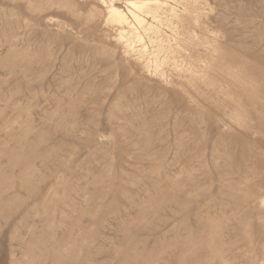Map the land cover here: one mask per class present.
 <instances>
[{
	"label": "rangeland",
	"instance_id": "374dc122",
	"mask_svg": "<svg viewBox=\"0 0 264 264\" xmlns=\"http://www.w3.org/2000/svg\"><path fill=\"white\" fill-rule=\"evenodd\" d=\"M162 1L0 0V264L263 263L264 0Z\"/></svg>",
	"mask_w": 264,
	"mask_h": 264
},
{
	"label": "bare ground",
	"instance_id": "6f19581e",
	"mask_svg": "<svg viewBox=\"0 0 264 264\" xmlns=\"http://www.w3.org/2000/svg\"><path fill=\"white\" fill-rule=\"evenodd\" d=\"M52 1V0H51ZM167 1V0H166ZM179 1V0H178ZM181 1V0H180ZM188 1V0H187ZM189 1H191V0H189ZM199 1V0H198ZM55 2V1H54ZM175 2V1H174ZM186 2V1H185ZM194 2V1H193ZM197 2V1H196ZM56 3V2H55ZM101 3L104 5V7H105V13H104V21L106 22V23H108L109 24V26L111 25V26H113V27H117V30H118V32H117V34H118V36H119V38L118 39H120V42L121 41H124V42H127V43H125V44H127V46L131 49V47H132V43H133V39H136L137 41H138V43L140 42V44H142L141 43V41H142V39H143V36L138 32L139 30L141 31V33H144L145 34V32H148V31H152V30H154L156 27L152 24V23H148L147 22V20L146 19H144L143 17L144 16H148V17H150V18H152L151 20H153V21H156V22H158V24H159V20L161 19V18H163V16L162 17H158V12H160L159 11V9L161 8V6H165V2H163L162 0H108V1H105V0H101ZM171 3H172V1H171ZM180 3V2H179ZM182 3V2H181ZM49 4H51V2L49 3ZM186 4H188L187 6H188V9H189V2L188 3H186ZM190 4H191V2H190ZM196 4V3H195ZM195 4H193V5H195ZM197 4H200V1L197 3ZM196 4V5H197ZM52 5V4H51ZM54 5V4H53ZM184 6V5H183ZM186 6V7H187ZM191 6H192V4H191ZM185 6H184V9L186 8ZM193 7H195V6H193ZM93 8V7H92ZM172 8V7H171ZM182 8V7H181ZM190 8H192V7H190ZM93 9H95V8H93ZM188 9H187V11H188ZM193 9V8H192ZM192 9L190 10V11H192ZM195 9V8H194ZM175 10V9H174ZM176 10H178V9H176ZM196 10H197V8H196ZM200 10V9H199ZM199 10H197L196 11V13H198V11ZM169 11V10H168ZM187 11H186V13H187ZM189 11V13H193V12H190ZM194 12H195V10H193ZM164 12V11H163ZM189 13H187V14H189ZM101 14H102V12H101ZM180 14V13H179ZM181 14H182V12H181ZM195 14V13H194ZM169 15H170V13H169ZM168 15V16H169ZM185 15V14H184ZM191 16L193 15V14H190ZM189 15V16H190ZM198 14H196V16H197ZM77 16V15H76ZM102 16V15H101ZM161 16V15H160ZM177 16V15H176ZM98 17V16H97ZM175 17V16H174ZM178 17H180L179 15H178ZM183 17V16H182ZM167 18H169V17H167ZM177 18V17H176ZM186 18V17H185ZM184 18V19H185ZM194 18H195V16H194ZM165 19V18H164ZM170 19V18H169ZM168 19V20H169ZM171 19H172V17H171ZM178 19V18H177ZM189 19V18H188ZM162 20V19H161ZM190 20V19H189ZM192 20H193V18H192ZM198 20V19H197ZM166 21V20H165ZM165 21L163 22V23H165ZM184 21V20H183ZM186 21V20H185ZM177 22V21H176ZM179 22V21H178ZM181 22V21H180ZM194 22H196V20L194 21ZM162 22H160V24H161ZM168 23V22H167ZM166 23V24H167ZM183 23V22H182ZM185 24L187 23V22H184ZM178 24H180V23H178ZM190 24V23H189ZM188 23H187V25H189ZM161 25H163V24H161ZM183 25V24H182ZM159 26V25H158ZM167 27V26H166ZM182 27V26H181ZM189 27V26H188ZM164 28V27H163ZM168 28V27H167ZM127 29V30H126ZM189 29V28H188ZM187 29V30H188ZM186 30V29H185ZM186 30V31H187ZM163 31V30H162ZM186 31L183 33V31H182V33L183 34H185L186 33ZM160 32V31H159ZM180 32V31H179ZM188 32V31H187ZM192 32V31H191ZM150 33V32H149ZM182 33H180V34H182ZM190 33V31L188 32V34ZM193 33V32H192ZM179 34V33H178ZM116 35V34H115ZM192 35H195V33L194 34H192ZM182 36V35H181ZM116 37H117V35H116ZM191 37V36H190ZM114 39H115V37H113ZM168 38H170L169 36H168ZM189 38V37H188ZM194 38H196V36L194 37ZM198 39V38H197ZM157 40V39H156ZM185 40V39H184ZM137 41H135L136 42V44L138 45V43H137ZM150 41V40H149ZM149 41H148V43H149ZM186 41L187 42H190L191 40L189 39V41L186 39ZM196 40H194V43H196L195 42ZM147 42V41H146ZM192 42V41H191ZM115 43H116V41H115ZM147 43V44H148ZM179 43V42H178ZM185 43V42H184ZM117 44H118V40H117ZM119 44H121V43H119ZM150 44L151 43H149L148 45L150 46ZM167 44V43H166ZM170 44V43H169ZM187 44V43H186ZM186 44H183V45H186ZM193 44V43H192ZM196 44H198V43H196ZM122 45V44H121ZM123 45H124V43H123ZM158 45V44H157ZM156 45V47L158 48L159 46H161V45H159V46H157ZM188 45V44H187ZM189 45H191L190 43H189ZM194 45L195 44H193L192 46L194 47ZM125 46V45H124ZM154 46H155V44H154ZM123 47V46H122ZM165 47V46H164ZM167 47V46H166ZM190 47V46H189ZM193 47L191 48V49H193ZM128 48V49H129ZM197 48V47H196ZM150 49V48H149ZM171 49V48H170ZM125 50V49H124ZM137 50V49H136ZM151 50H153V49H151ZM157 50V49H156ZM156 50L154 49L153 51V53L155 54L156 53ZM159 50V49H158ZM161 50H162V48H161ZM165 50H167V48L165 49ZM187 50V49H186ZM186 50H185V52H186ZM131 51H132V49H131ZM143 51H146V49L144 50V48H143ZM164 50H162V52H163ZM170 51V50H169ZM124 52V51H123ZM126 52V51H125ZM135 52V51H134ZM138 51H136V53H137ZM148 52H150V51H148ZM188 52V51H187ZM144 53V52H143ZM157 53H158V51H157ZM166 53H167V51H166ZM165 53V54H166ZM172 53V52H171ZM183 53V52H182ZM190 53H192V52H190ZM126 54V53H125ZM130 54H132V53H130ZM129 54V55H130ZM141 54H142V52H141ZM147 54V53H146ZM173 54V53H172ZM198 54V53H197ZM134 55V54H133ZM140 54L138 53V56H139ZM156 55V54H155ZM166 55H168V54H166ZM170 55V54H169ZM137 56V55H136ZM147 56V55H146ZM150 56H152V52H151V55ZM160 56V55H159ZM173 56V55H172ZM184 56V55H183ZM197 56V55H196ZM140 57V56H139ZM152 57H154V56H152ZM151 57V58H152ZM156 57V56H155ZM158 57V56H157ZM161 57V56H160ZM168 57V56H167ZM167 57H161L162 58V60L165 58H167ZM193 57V56H192ZM134 58H136V57H134ZM143 58V57H142ZM174 58H175V56H174ZM173 58V60H175ZM186 58V57H185ZM137 59V58H136ZM136 59H134V60H136ZM146 59H147V57H146ZM150 59V58H149ZM154 58H152V60H153ZM158 59V58H157ZM164 59V60H165ZM170 59H172L171 57L169 58V60ZM187 59V58H186ZM186 59H185V61H186ZM188 59H190V56L188 57ZM193 59H194V57H193ZM143 60V59H142ZM148 60V59H147ZM173 60H171V61H173ZM140 60H138V62H139ZM154 61H155V59H154ZM153 61V62H154ZM159 61H161L160 59H159ZM166 61V60H165ZM192 62H193V60H191ZM198 62V61H197ZM196 62V63H197ZM135 63H137V62H135ZM141 63V62H140ZM148 63H149V61H148ZM156 63H158L157 61H156ZM161 63V62H160ZM165 63V62H164ZM164 63H162V64H164ZM170 63H172V62H170ZM176 63V60L174 61V65H176L175 64ZM186 63H188V64H190L189 62H186ZM185 63V64H186ZM202 63V62H201ZM142 64V63H141ZM146 64H147V62H146ZM155 63H153V65H154ZM161 64V65H162ZM194 64H195V62L193 63V66H194ZM200 64V63H199ZM205 64V63H204ZM152 65V66H153ZM173 65V64H172ZM171 65V66H172ZM191 65H192V63H191ZM144 66H146V65H144ZM143 66V67H144ZM147 66H150V65H147ZM146 66V69L148 68ZM155 66H157V65H155ZM160 66V65H159ZM164 66H165V64H164ZM167 67H168V64H167ZM174 67V66H173ZM176 67V66H175ZM206 66H204V68H205ZM159 68V67H158ZM157 68V69H158ZM162 68V67H161ZM149 69V68H148ZM154 69V68H153ZM171 69H172V67H171ZM152 70V69H151ZM160 70V69H159ZM159 70H156L155 69V73H157V71H159ZM180 70V69H179ZM143 71H145L144 69H143ZM147 71H149V70H147ZM154 71V70H153ZM161 71V70H160ZM181 71V70H180ZM195 71H198V70H195ZM146 72V71H145ZM152 72V71H151ZM150 72V73H151ZM184 72V71H183ZM188 72V71H187ZM202 72V71H201ZM205 72H207V71H205ZM146 73H148V72H146ZM163 73V72H162ZM175 73V72H174ZM203 73V72H202ZM160 74V73H159ZM158 74V75H159ZM183 74H185V72L183 73ZM193 74H195V73H193ZM199 74H201V73H199ZM207 74V73H206ZM163 76H164V74H162ZM162 75H160V76H162ZM197 75V74H196ZM154 76V75H153ZM159 76V77H160ZM163 76H162V78H163ZM155 77H157V74H156V76ZM159 77H157V78H159ZM205 77V76H204ZM161 78V77H160ZM161 78V79H162ZM188 78H190V77H188ZM207 78V77H206ZM245 78V77H244ZM160 79V80H161ZM163 80V79H162ZM205 80V79H204ZM208 80V79H207ZM164 81V80H163ZM195 81V80H194ZM193 81V82H194ZM208 81H210V80H208ZM208 81H206V82H208ZM202 82H205V81H202ZM211 82V81H210ZM191 84H192V81H191ZM199 84H201V83H199ZM211 84V83H210ZM205 85V84H204ZM206 86V85H205ZM179 88V87H178ZM242 88V87H241ZM238 89V88H237ZM219 93V92H218ZM254 99V98H253ZM231 100V99H230ZM238 101V100H237ZM252 101V100H251ZM257 101V100H256ZM250 103V102H249ZM254 103V102H253ZM260 103V101H258V104ZM255 105H256V103H255ZM239 106V105H238ZM253 106H254V104H253ZM255 107H257V106H255ZM241 110V109H240ZM229 113V112H228ZM232 113V112H231ZM230 113V114H231ZM233 114H234V112H233ZM232 114V115H233ZM236 114H237V112H236ZM241 115V114H240ZM237 116V115H236ZM246 116V115H245ZM244 116V117H245ZM228 117H230L229 115H228ZM259 118H262V117H259ZM228 119H230V118H228ZM248 120V119H247ZM264 120V119H263ZM192 133V132H191ZM255 134V133H254ZM237 137V136H236ZM237 139V138H236ZM193 140V139H192ZM194 141V140H193ZM196 141V140H195ZM42 142V141H41ZM187 142V141H186ZM40 143V142H39ZM181 143V142H180ZM193 143V142H192ZM40 144H43V143H40ZM250 144V143H249ZM184 145V144H183ZM39 146V145H38ZM41 146V145H40ZM247 146V145H246ZM219 147V146H218ZM30 148V147H29ZM40 148V147H39ZM38 147H37V150L39 149ZM42 148H44V146H42ZM214 148V147H213ZM26 150H28V148H25ZM31 149V148H30ZM30 149H29V151H30ZM35 149V148H34ZM41 149V148H40ZM42 150V149H41ZM45 150V149H44ZM21 151V150H20ZM190 151V150H189ZM213 151V150H212ZM25 152V151H24ZM34 152V151H33ZM216 152V151H215ZM10 153V152H9ZM21 153V152H20ZM11 154V153H10ZM25 154H26V152H25ZM215 154H217V153H215ZM11 155H13V153L11 154ZM10 155V156H11ZM32 155H33V153H32ZM191 155V154H190ZM219 155V154H218ZM223 155V154H222ZM15 156H17V155H15ZM35 156V155H34ZM221 156V155H220ZM13 157H14V155H13ZM17 157H19V156H17ZM32 157V156H31ZM195 157V156H194ZM223 157H224V155H223ZM12 158V157H11ZM185 158V157H184ZM16 160V159H15ZM185 161V160H184ZM13 162V161H12ZM210 163V162H209ZM22 164H24V163H22ZM188 165V164H187ZM192 167V166H191ZM218 168V167H217ZM188 169V168H187ZM26 170V169H25ZM218 170V169H217ZM216 170V171H217ZM220 170V169H219ZM191 171V170H190ZM224 176V175H223ZM27 178H28V175H27ZM30 178V177H29ZM183 178V177H182ZM1 180H2V178H0ZM24 179H25V177H24ZM234 179V178H233ZM26 180V179H25ZM183 180V179H182ZM22 181H24V180H22ZM30 180H28L27 179V181H25V182H29ZM188 181V180H187ZM190 181V180H189ZM25 182H23V183H25ZM185 182V181H184ZM194 182V181H193ZM197 182V181H196ZM189 183V182H188ZM216 183V182H215ZM220 183V182H219ZM219 183H217V184H219ZM191 184H193V183H191ZM195 184V183H194ZM196 185H198V183L196 184ZM189 186V185H188ZM187 186V187H188ZM156 187V186H155ZM189 187H191V185L189 186ZM216 189V188H215ZM210 190V189H209ZM216 190H218V189H216ZM193 192H194V190H193ZM218 192V191H217ZM192 193V192H191ZM190 193V194H191ZM195 193H197V192H195ZM194 193V194H195ZM234 194V193H233ZM232 194V195H233ZM196 195V194H195ZM194 195V196H195ZM256 195V194H255ZM255 195H252L253 197H255ZM260 195H262V194H260ZM184 196V195H183ZM198 196V195H197ZM211 195L209 194V197H210ZM257 196H259V194L257 195ZM256 196V197H257ZM245 197V196H244ZM252 197V198H253ZM255 197V198H256ZM185 198H186V195H185ZM184 198V200H186ZM196 198H199V197H196ZM224 198V197H223ZM248 199H249V197H247ZM261 197H258V199H260ZM210 199V198H209ZM234 199V198H233ZM232 199V200H233ZM228 200V199H227ZM255 200H257V199H255ZM197 201V200H196ZM206 201V200H205ZM204 201V202H205ZM209 201V200H208ZM208 201L207 202H205V203H208ZM231 201V200H230ZM247 201V200H246ZM182 202H183V200H182ZM186 202V201H185ZM223 202V201H222ZM226 202V201H225ZM228 202V201H227ZM232 203H233V201H231ZM242 202H243V200H242ZM240 203V205H242L243 203ZM184 203V202H183ZM186 203H188V202H186ZM202 203V202H201ZM195 204L196 205H198L197 204V202H195ZM224 204V203H223ZM230 204V203H229ZM228 204V205H229ZM234 204V203H233ZM247 204V203H246ZM181 205H182V203H181ZM188 205V204H187ZM225 205V204H224ZM232 205V204H231ZM231 205H229L228 207H230ZM184 206H185V204H184ZM225 206H227V205H225ZM238 206H239V204H238ZM237 206V207H238ZM190 207V206H189ZM198 207V206H197ZM252 207V206H251ZM250 207V208H251ZM182 208H183V206H182ZM188 208V207H187ZM191 208V207H190ZM225 208V207H224ZM232 208V207H231ZM239 209H241L242 207L240 206V207H238ZM246 208V207H245ZM198 209V208H197ZM203 209V208H202ZM201 209V210H202ZM211 209V208H210ZM209 209V210H210ZM214 209V208H213ZM229 209V208H228ZM200 210V211H201ZM208 210V212H210ZM233 210V209H232ZM231 210V211H232ZM235 210V209H234ZM183 211H185L184 210V208H183ZM207 211V210H206ZM205 211V212H206ZM219 211H221V210H218V211H216V212H218L219 213ZM204 212V213H205ZM223 212H225V211H223ZM234 212V211H233ZM239 212V211H238ZM172 213V212H171ZM189 213H191V212H189ZM188 213V214H189ZM203 213V214H204ZM218 213H216V214H218ZM232 213V212H231ZM235 213V215L237 214V212H234ZM202 214V215H203ZM211 214H213V210H212V213ZM230 214V213H229ZM239 214V213H238ZM220 215H222V214H220ZM220 215H217L218 217L220 216ZM232 215H233V213H232ZM186 216V215H185ZM195 216V215H194ZM197 216V215H196ZM204 216V215H203ZM206 216V215H205ZM210 216V215H209ZM213 216H214V214H213ZM216 216V217H217ZM264 216V215H263ZM198 217V216H197ZM197 217H195V218H197ZM227 217V216H226ZM194 218V219H195ZM207 218H208V216H207ZM206 218V219H207ZM214 218V217H213ZM229 218V217H228ZM240 218V217H239ZM264 218V217H263ZM186 219V218H185ZM193 219V218H192ZM205 219V218H204ZM232 219V218H231ZM187 220H188V218H187ZM198 220H200V216H199V218H198ZM244 220V219H243ZM250 220V219H249ZM186 221V220H185ZM185 221H183V222H185ZM191 221V220H190ZM238 222V221H237ZM244 222V221H243ZM180 223V222H179ZM186 223H190L189 221H187ZM234 223H236L235 221H234ZM184 224V223H183ZM221 224V223H220ZM240 224V223H239ZM179 225V224H178ZM187 225V224H186ZM190 225V224H189ZM221 227H223L222 225H221ZM250 227V226H249ZM248 227V228H249ZM180 228H181V226H180ZM224 228V227H223ZM171 229H174V228H171ZM237 229H238V226H237ZM175 230V229H174ZM218 230V229H217ZM230 230V229H229ZM176 231V230H175ZM180 231H181V229H180ZM168 232H170V231H168ZM183 232V231H182ZM190 232H192L191 231V229H190ZM158 234V233H157ZM166 234V233H165ZM169 234H171V233H168V235ZM167 235V236H168ZM172 235L174 236V232H173V230H172ZM178 235V234H177ZM213 235V234H212ZM179 236H180V234H179ZM223 236V235H222ZM169 237V236H168ZM171 237V236H170ZM213 237V236H212ZM221 237V236H220ZM165 239H166V237H164ZM173 238V237H172ZM175 238V237H174ZM182 238V237H181ZM215 238V237H214ZM213 238V239H214ZM163 239V238H162ZM168 239H171V238H168ZM179 239H180V237H179ZM174 239H171V242L173 241ZM182 240V239H181ZM166 241V240H165ZM211 241V240H210ZM225 241V240H224ZM255 241V240H254ZM257 241V240H256ZM187 242V241H186ZM227 242H228V240H227ZM229 242H231V241H229ZM258 242V241H257ZM179 243V242H178ZM178 243H176V244H178ZM235 243V242H234ZM245 243V242H244ZM229 244V243H228ZM180 245V244H179ZM193 246V245H192ZM190 249V248H189ZM217 249V248H216ZM263 249V248H262ZM219 252V251H218ZM192 253H194L193 251H192ZM196 253V252H195ZM238 253H240L239 251H238ZM187 254H189L188 252H187ZM228 255V254H227ZM227 257H229V256H227ZM168 258V257H167ZM245 258H247V257H245ZM254 259H255V257H254ZM243 260V259H242ZM201 261V260H200ZM256 261V260H255ZM239 262V261H238ZM248 262V261H247ZM199 263V262H198ZM253 263V262H252ZM262 263V262H261ZM260 263V264H261ZM223 264V263H222ZM234 264H235V262H234ZM262 264H264V259H263V263Z\"/></svg>",
	"mask_w": 264,
	"mask_h": 264
}]
</instances>
